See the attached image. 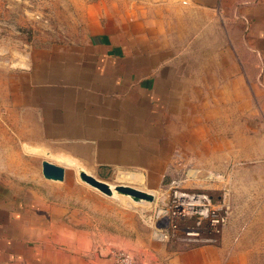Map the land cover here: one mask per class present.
<instances>
[{
	"label": "crops",
	"instance_id": "0c3cea01",
	"mask_svg": "<svg viewBox=\"0 0 264 264\" xmlns=\"http://www.w3.org/2000/svg\"><path fill=\"white\" fill-rule=\"evenodd\" d=\"M80 2V37L27 54L20 103L8 120L12 145L0 143V264H115V252L129 248L141 250L148 264L262 260L263 169L250 166L247 181L233 184L248 191L247 207L235 202L217 244L171 250L119 200L93 188L84 196L94 198L84 197L72 182L31 184L34 172L23 161L33 156L23 148L49 152V161L101 179L115 171L161 175L178 137L194 135L192 105L204 111L210 95H259L262 101H249L248 110H264V0ZM249 131V157L257 158ZM240 140L234 129L232 142ZM237 152L216 149L217 174L226 173L224 159ZM3 175L18 177L6 183Z\"/></svg>",
	"mask_w": 264,
	"mask_h": 264
},
{
	"label": "rangeland",
	"instance_id": "374dc122",
	"mask_svg": "<svg viewBox=\"0 0 264 264\" xmlns=\"http://www.w3.org/2000/svg\"><path fill=\"white\" fill-rule=\"evenodd\" d=\"M83 5L80 0H0V143L8 148L12 145L10 134L12 128L8 125V120L15 115V110H11L20 103L22 96L21 88L25 85V75L23 68L28 65L27 54L32 48L56 43L59 40L80 37L82 33L81 22L84 20ZM200 96H193L194 101ZM204 97V96H203ZM218 97V98H216ZM209 104L207 110H197L199 106L192 105V116L194 125L192 127L194 135L192 139L178 137L176 148L172 152V157L167 160L166 167L162 174L158 176H148L136 171H115L110 172L104 178H99L110 185H130L140 190L154 194V202L136 203L130 198L122 195L104 198L119 200L128 206L130 212L139 216L144 231L151 234L154 241L159 244H168L171 250H182L198 248L200 246L188 244L183 240V232H178L173 239H160L156 233L160 224L157 225L156 215L160 208L169 201V182L175 178H182L185 181L184 187L188 191L206 192L213 197L216 204H221L223 198H227L229 204L247 207L248 191L233 190V184L237 181L246 182L247 176L243 175L250 166H256L264 170V110L250 111L248 103L261 102V96L247 95H220L208 96ZM220 103H215L214 100ZM264 102V100H263ZM205 115V117H203ZM203 120V125L201 121ZM256 121V132L253 128ZM200 124H197V123ZM204 122L207 126H204ZM234 129L240 130V147L232 142ZM249 129L252 136L256 135V143L253 144V151L256 148L257 158L249 157ZM217 134L221 136L217 142ZM224 134V141H222ZM228 152H237V157H226L224 159L225 174H217V167L221 166L222 160L216 156L217 148ZM20 150L21 148H17ZM24 152L33 156L30 164L28 160L23 164L32 167L34 175L30 176L31 184L47 182L42 173V161L52 160L51 153L24 147ZM233 153H231L232 155ZM239 154V156H238ZM209 155V157H206ZM228 156V155H227ZM78 165L87 167L95 172L97 169L86 164L82 160H75ZM20 163V161H18ZM66 176L64 183L72 182L78 185L80 192L84 196L86 190L91 187L83 183L78 175L77 169L71 164L64 166ZM208 172H213L210 177ZM233 171L241 172L240 178L233 175ZM18 177V176H17ZM14 175H3L2 179L6 183H11L17 178ZM76 188V187H75ZM44 193L45 190L43 189ZM67 193V190H66ZM84 197L94 198L90 195ZM259 203L264 205V192ZM231 216V214H230ZM240 216L248 227L247 213ZM181 229L191 226V221H178ZM245 224V225H244ZM242 226V227H243ZM243 231V230H242ZM206 246V245H201ZM124 251L132 253L140 264H148L143 260L142 251L129 248ZM256 264H264L258 258Z\"/></svg>",
	"mask_w": 264,
	"mask_h": 264
},
{
	"label": "built area",
	"instance_id": "2783aa9c",
	"mask_svg": "<svg viewBox=\"0 0 264 264\" xmlns=\"http://www.w3.org/2000/svg\"><path fill=\"white\" fill-rule=\"evenodd\" d=\"M186 180L175 178L169 182L170 198L156 215L160 239H173L183 232V240L191 245H215L222 229L228 224L231 205L227 198L216 204L206 192L188 191L184 187ZM178 221H191V226L180 228ZM115 264H140L135 256L120 250L114 254Z\"/></svg>",
	"mask_w": 264,
	"mask_h": 264
},
{
	"label": "water",
	"instance_id": "95a60500",
	"mask_svg": "<svg viewBox=\"0 0 264 264\" xmlns=\"http://www.w3.org/2000/svg\"><path fill=\"white\" fill-rule=\"evenodd\" d=\"M42 173L47 180L56 182H63L66 176V170L63 166L57 165L49 160L42 161ZM78 175L83 183L107 197L122 195L130 198L136 203L154 202L155 200L154 194L150 192L140 190L130 185H110L88 173L83 168L78 169Z\"/></svg>",
	"mask_w": 264,
	"mask_h": 264
}]
</instances>
